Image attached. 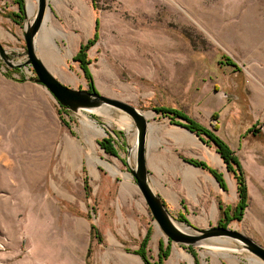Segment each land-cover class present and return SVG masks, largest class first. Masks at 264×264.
Here are the masks:
<instances>
[{"label": "rangeland", "instance_id": "1", "mask_svg": "<svg viewBox=\"0 0 264 264\" xmlns=\"http://www.w3.org/2000/svg\"><path fill=\"white\" fill-rule=\"evenodd\" d=\"M7 1L0 3L1 8L9 6ZM15 3L18 13L0 10V27L12 38L5 41L0 36V42L14 62H23L24 26L30 15L25 18V10L21 11L18 0ZM48 3L52 18H46L38 44L44 34L49 35L45 42L50 49L55 43L65 53L71 47L70 36L81 37L85 30L93 29L92 38L99 20V39L84 58L93 84L103 95L131 103L144 113L154 112L150 122H156L157 129L149 133L150 177L161 188L172 185L177 191L180 204L168 208L179 222L187 220V224L200 228L219 225L227 207L232 208L231 218L238 202L224 199L217 189L210 193L208 203L192 204L182 186L184 168L195 166L187 159L201 160L218 171L230 194L240 172L234 165L233 171L228 170L213 142H204L209 151L196 147L198 138L174 123L181 118L172 120L173 115L164 114L163 109L184 114L183 107L192 104L214 109L205 123L196 121L211 130L214 123L218 125L216 134L220 136L222 127L221 135L230 136L232 146L220 137L237 155L248 188L242 217H232V221L248 224L250 232L258 234L264 243V208L249 210L248 186L259 189V179L264 180V0ZM8 18L21 26L18 33L8 27ZM78 52L72 49L73 54L58 66L72 79L61 81L76 89H90L81 62L74 59ZM34 77L30 66L17 69L0 56V264H146L136 251L149 230L146 251L155 263L160 243L166 246L169 240L129 170L130 164L135 165L133 155L128 162L127 151L136 138L133 119L130 117V129L123 127L118 121L126 114L112 107H107L101 117L69 115ZM90 123L104 128L106 134L88 133ZM102 123L117 133H110ZM108 138L117 156L100 145ZM211 152L218 154L223 164L217 165ZM92 155L111 164L117 173L102 162H92ZM169 168L177 175L169 173ZM127 174L136 195L122 202L119 195ZM213 199L215 217L210 210ZM202 214L207 215L205 223H198ZM76 221L83 224L79 233L75 231ZM232 221L226 226L233 227ZM178 247L171 243L173 254L164 264L172 260L177 264H227L226 260L260 264L250 257L206 248L189 249L188 259L177 262Z\"/></svg>", "mask_w": 264, "mask_h": 264}, {"label": "water", "instance_id": "2", "mask_svg": "<svg viewBox=\"0 0 264 264\" xmlns=\"http://www.w3.org/2000/svg\"><path fill=\"white\" fill-rule=\"evenodd\" d=\"M26 1V0H25ZM48 0H38L35 15L24 26V39L26 43L23 62H14V58L0 42V56L11 67L24 68L30 66L36 77L34 81L44 85L66 110L86 116H103L107 107L116 108L131 117L136 127V152L133 147L128 151L130 157H135V165H129V170L135 179L136 185L147 202L154 219L160 229L172 243L182 247L206 248L209 250L226 251L233 253H248L264 263V246L251 237L229 226L211 225L200 228L187 222H179L170 212L162 196L154 189L148 168V144L150 125L145 113L137 106L121 99L109 97L99 92L95 86L87 89H76L64 84L45 65L38 54V39L46 23ZM25 17L28 18L27 4H25ZM112 134L115 131L106 123H102ZM190 131V130H188ZM193 133L192 131H190ZM195 134V133H193ZM197 138L200 137L195 134ZM201 140V139H200ZM202 141V140H201ZM226 239V240H224ZM216 242H220L218 244ZM232 242L235 246L226 243ZM224 243V244H222Z\"/></svg>", "mask_w": 264, "mask_h": 264}, {"label": "crops", "instance_id": "3", "mask_svg": "<svg viewBox=\"0 0 264 264\" xmlns=\"http://www.w3.org/2000/svg\"><path fill=\"white\" fill-rule=\"evenodd\" d=\"M7 2L9 4V6H6L4 8H1V6H0V10L3 13H5L7 9H12L14 13H18L19 8H18V5L15 3V0H13V4L9 0ZM0 3L4 4L6 2H5V0H1ZM25 4H26V1H25ZM8 20H9L8 27L9 28H15L17 30V33H18V29H20L21 26L18 25L16 22H13L9 18H8ZM83 33L84 34L81 37H76L73 35V36H70V38L68 40V45L71 46L75 52L79 51L81 44L85 43L89 39V37H91V35L93 33V29L90 31L85 30ZM0 36L5 41H10V40L12 41V38L10 37L11 35H9V32H7V30H5V28L0 27ZM183 109H185L184 111L186 112V114L189 115V117H191V118H193V119H195L201 123L202 122L205 123L209 119V115L212 114V112L214 110L211 108H201L197 104L188 105L187 108L183 107ZM71 114L72 113H70L69 115H71ZM178 120H180V122H185V120H183V119H178ZM180 128L185 129L182 126H180ZM221 128L222 127H220L218 133L220 134V136L223 139H225L230 144V142H229L230 136L228 137L225 135H221ZM185 131H187V129H185ZM85 132H86V130H85ZM85 135H86V133H85ZM198 141H200V144L199 143L195 144L196 147H199L202 150L204 148L207 151H209L208 150L209 146L207 144H205L199 138H198ZM149 164H150V162L148 159V168H149ZM194 167H196V166H194ZM169 170L172 171V172L169 171V173H171L172 175H177V173L173 172L174 171L173 169L169 168ZM181 176H182V186L185 187V190H186L185 193L189 196V198H191L192 204H194V205H199L200 202H204V204L208 203L207 199L209 198L210 193L212 192L213 194H215V191L217 189L222 194L224 199L225 198H227V199H231V198L233 199L234 198L236 203L239 201L238 184L237 183L233 184L232 190H231L232 193L230 194V193H228L227 190H225L220 185L219 182H216L217 179H216L215 175L212 172H210L209 170L199 168V167H196V169H193L190 166L188 168H184V171L181 174ZM151 179H152V177H151ZM126 180L127 181L122 186L121 194L119 195V200H121L122 202H128L131 198H133L136 195V188H135L134 184L131 183L130 178L129 179L126 178ZM164 182L167 183L168 180L164 181ZM152 185H153L154 189L162 196V198H163V200L167 206H169V207L174 206L175 208L178 207L180 202H179V199L177 198V196H178L177 191H175V189L173 188L172 185L165 186V184H164L163 188H161L160 185L156 184L153 181V179H152ZM248 186H249V198L251 199V205L249 206V210H250V208H251V210L252 209H258V208H264V180L259 179V185H258L260 187L259 189L252 190L251 186L249 184H248ZM211 202L212 203L210 206V210L212 208L213 209L215 208V214H216L217 208L215 205H213V204H215V199H213ZM252 204H254V205H252ZM251 213H252V211H250V215H251ZM171 214L176 219H179L172 212H171ZM212 214H213V210H212L211 216H212ZM215 214L212 217H215ZM252 214L254 215V213H252ZM250 215H249V217L252 216V215L251 216ZM204 216L206 217L207 215L202 214L201 216L197 217V222L198 223H205V221H203V218L205 219ZM230 224L233 225V228H235L238 231L244 233L245 235L251 237L257 243L264 246V243L257 236L258 234L255 235L254 233L250 232V230L248 229V224H247V227L244 226L243 222H239V221H236V222L232 221ZM203 228H205V227H203ZM233 246H235V244ZM194 249H196V248H194ZM187 250H189L188 247H182V246L178 247V250L175 251V259L177 262L178 261L183 262V261L188 259L187 258L188 253L186 252ZM229 253H233V252H229ZM172 254H173V250H171L170 255H172ZM233 254H235L236 256H240V257H250L251 259L258 261L260 264H263V262L261 260H259L258 258L254 257L248 253H240V254L233 253ZM226 263L227 264H237L235 262V260H226Z\"/></svg>", "mask_w": 264, "mask_h": 264}, {"label": "trees", "instance_id": "4", "mask_svg": "<svg viewBox=\"0 0 264 264\" xmlns=\"http://www.w3.org/2000/svg\"><path fill=\"white\" fill-rule=\"evenodd\" d=\"M18 3L20 5L21 11L25 10V0H18ZM99 20H96V31L95 34L92 38L88 39V41L86 43L81 44L79 52L76 54V56L74 57V59L76 61L81 62L82 68L85 71L86 77L89 78L90 81V85L91 88L93 87V81H92V77L91 74L89 73V70L87 68L86 65V61H85V57H86V52L89 50V48L94 45L97 40L99 39ZM18 69V68H17ZM61 108L64 110L65 113L70 114V111L66 110L63 106H61ZM163 113L164 114H170L173 115L172 120L175 119V117H179L183 120H185V122H174L175 124H178L182 127H185L187 129H189L190 131H192L193 133L197 134L200 139L205 142V143H210L213 142L216 147H217V152L221 155V157L224 159L225 163L227 164V168L229 171H233L232 169V165L236 166V168L239 170L240 175L236 176L238 185H239V201L237 203V205L234 208L233 211V218L240 220L242 217V212L243 210L246 208L247 206V201H248V188H247V182L245 179V176L243 175V170H242V166L240 161L238 160L237 155L235 154L234 150L229 146V144L223 140L218 134H216V132L214 130L218 129V125H215L214 123L213 125V129L211 130L206 126H203L202 124H200L199 122H197L196 120H194L193 118L187 116L186 114H184L183 112H180L178 110H171V109H163ZM215 117L218 118V114L215 113ZM117 132L115 131V134ZM100 145L102 146L103 149L106 150V152L111 153L113 155H118V151L116 148H114L113 144H111V139H103L100 142ZM109 144H111V146H109ZM188 162H190L191 164L201 167L203 169L209 170L210 172H212L216 178L218 179L220 185L226 190V185L225 182L221 176V174L216 171L215 169L211 168L209 165H207L205 162L201 161V160H197V159H187ZM86 187H88V185L86 184ZM232 212V208L231 207H227L224 210V217H222L220 219V223L219 225L222 226H226L228 224V221H232V217L230 218L229 213ZM226 218V220H225ZM185 222L188 223L187 220H184ZM93 229L96 230L97 228L93 225ZM151 237V231L149 230L148 233L146 234V236L144 237L140 248L136 251V253L138 255H140L143 260L145 261L146 264H164L165 260L169 258L170 254H171V241H169L168 245H164V243H160L159 246V256H158V260L153 263L150 261V258L147 254L146 248L148 245V242L150 240ZM189 249L193 250L194 248L189 247Z\"/></svg>", "mask_w": 264, "mask_h": 264}, {"label": "bare ground", "instance_id": "5", "mask_svg": "<svg viewBox=\"0 0 264 264\" xmlns=\"http://www.w3.org/2000/svg\"><path fill=\"white\" fill-rule=\"evenodd\" d=\"M27 4V12H28V15H30L31 17V20L33 19L34 15H35V11L38 7V0H27L26 2ZM52 13L50 11V8L48 7V10H47V18H52ZM49 20V19H48ZM50 34V33H49ZM46 36H49V35H46L44 34L42 36V42L40 44H38V47H39V53H40V57L42 58L43 62L45 63V65L48 67V69L56 76V77H59L60 80H63V81H69V80H72L70 78V76L64 74L63 72H61L59 69H58V66L65 63V58L68 57V56H71L72 53V47H70L65 53L61 52L58 47L56 46L55 43H53V47L52 49H50L47 44H46ZM41 38V37H40ZM39 38V39H40ZM49 41H50V38H49ZM47 41V42H49ZM51 42V41H50ZM39 43V42H38ZM50 44V43H49ZM52 45V44H51ZM93 72L95 74L96 77H98V74H99V71L94 67L93 68ZM98 79V78H97ZM146 117L148 118L149 120V125H150V132H153L154 130L157 129V123L156 122H150V119L153 117L154 115V112L150 111V112H147L145 113ZM123 127H127V128H131L133 126L131 120H130V117L127 116V115H123L120 117L119 121H118ZM88 124V123H87ZM87 132L88 133H91L92 135H105L106 132L104 130V128L102 127H97L95 124H92L90 123L87 127ZM154 133V132H153ZM195 136V135H194ZM195 138L197 139V137L195 136ZM136 143H137V139L135 138L134 139V149H133V155H135V152H136ZM90 145H92L93 147H95V143L94 142H90ZM75 154V153H74ZM95 154V153H93ZM211 157L213 159V161L217 164V165H220V164H223V160L221 159V157L214 153V152H211ZM91 159L92 162L94 160L98 161V162H102L104 163L109 169H111L113 171V173H117L115 171V169L113 168V166L107 162H103L100 158H98L97 156L95 155H92L91 156ZM72 164H75L74 161H71ZM93 164V163H92ZM94 167V166H92ZM193 169H195L194 167H192ZM40 173V172H39ZM38 173V174H39ZM192 175V174H191ZM40 176V175H39ZM126 178L129 179L130 178V175L127 174L126 175ZM213 214L212 216H214L215 214V208L213 209ZM82 222L80 221H76V226H75V231L77 233H79L81 231V227H82ZM171 264H177L176 262H174L173 260L171 261Z\"/></svg>", "mask_w": 264, "mask_h": 264}]
</instances>
